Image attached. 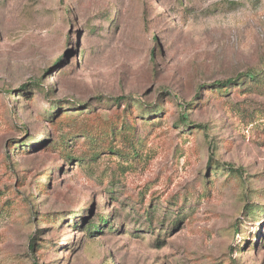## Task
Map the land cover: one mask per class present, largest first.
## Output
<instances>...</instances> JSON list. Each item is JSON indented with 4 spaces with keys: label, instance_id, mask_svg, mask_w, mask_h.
<instances>
[{
    "label": "rangeland",
    "instance_id": "1",
    "mask_svg": "<svg viewBox=\"0 0 264 264\" xmlns=\"http://www.w3.org/2000/svg\"><path fill=\"white\" fill-rule=\"evenodd\" d=\"M0 264H264V0H0Z\"/></svg>",
    "mask_w": 264,
    "mask_h": 264
},
{
    "label": "trees",
    "instance_id": "2",
    "mask_svg": "<svg viewBox=\"0 0 264 264\" xmlns=\"http://www.w3.org/2000/svg\"><path fill=\"white\" fill-rule=\"evenodd\" d=\"M243 77H246V75L245 74H240V75H237V76H235L234 78H230V79H228V80H226V81H224V82H216V84H215V86H219V87H227V86H229V85H232V84H236V83H239L242 79H243ZM251 77H253L252 75H251ZM33 84H37V83H33ZM200 129H202V131L205 133L206 132V130H207V128L205 127V126H198ZM229 170H231L232 172H235V173H237L239 176H242V173L240 172V171H237V170H235L234 168H232V167H229L228 168ZM34 239H31L30 240V243H29V250H30V252H34V241H33ZM33 257H35V255H34V253H33Z\"/></svg>",
    "mask_w": 264,
    "mask_h": 264
}]
</instances>
